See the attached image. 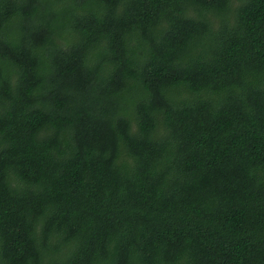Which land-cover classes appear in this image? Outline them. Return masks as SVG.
<instances>
[{"label": "trees", "instance_id": "obj_1", "mask_svg": "<svg viewBox=\"0 0 264 264\" xmlns=\"http://www.w3.org/2000/svg\"><path fill=\"white\" fill-rule=\"evenodd\" d=\"M0 264H264V0H0Z\"/></svg>", "mask_w": 264, "mask_h": 264}]
</instances>
